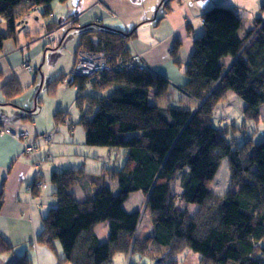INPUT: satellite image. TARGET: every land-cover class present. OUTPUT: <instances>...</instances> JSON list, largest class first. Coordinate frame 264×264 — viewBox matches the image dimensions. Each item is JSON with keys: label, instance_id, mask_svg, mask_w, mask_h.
Returning <instances> with one entry per match:
<instances>
[{"label": "trees", "instance_id": "1", "mask_svg": "<svg viewBox=\"0 0 264 264\" xmlns=\"http://www.w3.org/2000/svg\"><path fill=\"white\" fill-rule=\"evenodd\" d=\"M53 1L1 0L0 19L5 20L6 29L0 31V52L7 39L18 41L20 20L24 24L34 7L42 15L51 13ZM260 9L264 11V3ZM239 12L218 3L204 10L203 29L194 37L181 84L171 83V77L153 69L144 56L146 63L137 68L104 70L99 78L76 71L69 74L66 83L77 92L75 103L85 143L122 145L128 164L110 173L118 181L117 191L105 181L106 175L86 176L73 168L53 170L58 203L42 217V230L31 244L55 249L59 241L63 256L57 264H112L118 252L131 254L130 258L134 253L145 255L151 264H180L178 254L184 251L199 254L202 264H264V139L255 143L249 138L233 146L212 123L215 107L226 103L230 90L247 103L246 119L261 117L264 16L261 12L252 18V26H246L247 13ZM161 17H155L156 21ZM73 26L81 29L75 58L90 52L119 66L123 55L141 52L130 42L136 29L127 32L107 26L101 19L81 25L75 21ZM179 45L177 39L171 47L177 62ZM232 47L237 52L229 64ZM238 64L245 69L243 75L236 71ZM65 78L62 74L51 79L50 92ZM1 89L3 103H12L22 92L15 78ZM51 138L53 142L55 134ZM223 158L230 163V187L221 194L207 192L191 213L189 206L196 192L215 176ZM174 179L179 183L176 188ZM74 183L84 186V199L69 190ZM132 192L143 193V208L123 207ZM2 205L0 198V210ZM145 216L147 232L142 230ZM104 220L109 236L101 242L95 227ZM0 252H13L1 234ZM31 262L24 254L12 264Z\"/></svg>", "mask_w": 264, "mask_h": 264}, {"label": "rangeland", "instance_id": "2", "mask_svg": "<svg viewBox=\"0 0 264 264\" xmlns=\"http://www.w3.org/2000/svg\"><path fill=\"white\" fill-rule=\"evenodd\" d=\"M1 1V0H0ZM80 0H65L61 2L59 0H54L51 4L52 12L49 14L42 15L38 9L34 7L25 19V27L21 28L23 21L20 20L18 22V41L15 42L13 39H7L4 45V50H10V57L13 65H18V61L20 57L25 58L30 56L31 61L37 57L40 53L45 52V56H40V61L44 59L42 62L41 70L38 68L41 73L38 74V78L36 84L31 88H22V92L18 94V101L22 103H26L32 105L31 109H36L35 113L39 115L37 117L38 126L41 128L46 127V132L41 134V139L46 145V148H51L52 138L55 134L54 147L50 151L48 157H46L45 167L50 165L52 161L54 162V168L57 170L63 171L64 169H81L86 176H102L106 175L105 181L109 183L113 191H117L118 189V181L115 177H113L110 173L112 170L125 167L128 164V157L125 154V148L122 145H118L115 147H108L102 145H89L85 143V129L84 125L79 122L80 112L79 108L75 103L76 100V89L74 86L67 84V77L73 71H75V64L77 63L74 55L73 68L70 69L67 73L61 72L66 75L64 81H59L52 92H50V81L54 76L51 74V70L53 73L55 70L53 69L50 61V53L47 48H57L61 47L63 42L64 46L68 45L66 40L70 30L72 29L70 24H65V21L60 23L61 21H54L60 16L69 17L70 19L73 17L69 14H81L80 15V23H88L98 18L99 9H97V5L95 8H89L92 4H94V0H86L87 5L82 4L80 8V4H78ZM96 3L103 5L105 0H95ZM139 1V0H134ZM161 1V0H159ZM167 2L165 7L161 6V10L158 11L157 18L160 17L161 12H165L164 17L171 18V23L173 26H178L184 16H188L190 19V24L193 26L197 32H201L203 29V23L201 18V11L210 4H213L212 0H165L164 3ZM148 5V4H147ZM169 5V7H168ZM104 6V5H103ZM226 6V5H225ZM145 8V7H144ZM261 8V7H260ZM259 8L258 14H263L264 11H261ZM112 11V9H110ZM240 10V14H246L243 9L238 8ZM80 12V13H79ZM116 13V12H115ZM98 16V17H97ZM244 17V16H243ZM249 17V18H248ZM244 18V21L248 26L253 25V20L250 19V15ZM100 18V17H99ZM253 18V17H251ZM264 18V17H263ZM251 20V21H250ZM158 21V20H157ZM5 20L0 19V31H4L6 29ZM23 24V25H24ZM65 24V26H62ZM150 21L143 22L141 24V32L145 33V37L148 36V41H156L160 39L159 37H163L165 33V28L163 27V23H160L158 26H154ZM189 24V23H188ZM187 24V25H188ZM183 25V24H182ZM190 25V29H191ZM165 26V25H164ZM61 27L69 28L67 31L66 28L60 29ZM74 27V26H73ZM59 29V31H58ZM183 32V29H180L176 32L178 36L179 33ZM81 33V31H80ZM183 34V33H182ZM53 35V40L51 38ZM129 41V40H128ZM190 42V41H189ZM46 43V44H45ZM174 44V43H173ZM190 49H193V46L190 43L187 44ZM45 47V49H44ZM185 44L179 45L176 48L175 55L178 58V62L175 61L174 54L171 51L170 47L165 51V53L161 54L156 66L161 68L164 66L162 70L166 71L169 75L171 83H175L181 80V77L184 75L185 63L189 58V50H187ZM82 51V50H81ZM237 50L232 49L229 57V64L235 61ZM132 56V53L128 55H123L122 57L125 59ZM144 54L141 52L135 53L134 58L139 60L140 63H146L143 59ZM45 57L47 61H45ZM43 58V59H42ZM20 59V62H22ZM32 63V62H31ZM39 63V62H35ZM32 66H34V64ZM46 64L50 67L46 70ZM26 67H30L29 62L25 63ZM37 67V66H36ZM137 68V67H136ZM237 68L241 69L239 64ZM51 69V70H50ZM100 73V70H96L94 74ZM57 75V76H59ZM243 75V74H242ZM56 76V77H57ZM12 79V78H11ZM172 93V92H171ZM38 97L39 101L37 102ZM226 103L220 102L214 109V114L212 117V123L214 126L220 128L224 133L225 137L235 145H240L245 140L251 138L253 142L258 143L259 141L264 139V103L260 106L261 117L259 119L251 118L246 119L245 114L243 115V111L247 107V103L241 99L234 90H230L226 94ZM195 105V104H194ZM192 105V106H194ZM62 111H61V110ZM58 111V115L56 116V112ZM65 115L63 120H60V117ZM30 116V115H29ZM25 119H32L31 116ZM24 119V120H25ZM10 126L8 124H0V133L10 135L18 140L21 144V153L28 154L33 153L38 148L37 143L33 138L30 137L29 131L25 127H16V129L24 128L25 131L21 132V134L16 135L13 134L9 130ZM49 131V132H48ZM48 134L51 136L47 139ZM131 133H129L130 135ZM128 135V136H129ZM54 140V139H53ZM32 143V144H30ZM41 160V159H40ZM38 166L42 162L37 160ZM43 166V165H42ZM41 166V167H42ZM40 167V168H41ZM230 163L227 158H223L220 162V166L215 176L209 180L208 182L202 184L198 191L196 192L195 199L189 206V210L191 213L197 210V207L200 205L202 199L206 195L207 192L211 194H221L226 189H228L231 185L230 180ZM91 180V179H90ZM49 181V180H48ZM54 184V183H53ZM96 185V183L94 182ZM43 180L39 177H35L33 183H31L28 187L30 191H33L35 187L42 186ZM51 182L49 183V186ZM173 188L179 186L178 180L174 179L172 181ZM55 188V186H54ZM69 190L72 191L79 199H84L86 197V191L83 185L80 183H74L69 187ZM57 198V197H56ZM144 196L141 192H132L128 195L123 203V207L125 209H135V208H143ZM57 201V200H56ZM58 202H55L57 205ZM50 206L48 207V209ZM48 211V210H47ZM147 216L144 217L143 223L147 221ZM103 222L101 221L96 224L97 233L100 237L103 235L100 234L101 227L103 226ZM108 224V221H107ZM96 229V227H95ZM42 230V228H41ZM39 247L42 248L40 251V258H37V251ZM20 252H28L30 259L32 262L30 264H57L59 257L63 256V249L59 241L55 242V249L49 247L48 245H38L37 248L31 246V243L28 241H24L20 243L17 248H14ZM44 250V251H43ZM45 250L49 252V255L45 253ZM55 258H49L50 254ZM14 252H0V264H9L13 258H2L4 255H13ZM122 254V253H120ZM130 255V256H129ZM139 254L134 253L132 258L131 254L123 256V258H113L112 264H134L139 263ZM180 256V254H178ZM121 256V255H120ZM148 258V257H147ZM147 258H143L145 261ZM69 264V263H66Z\"/></svg>", "mask_w": 264, "mask_h": 264}, {"label": "crops", "instance_id": "3", "mask_svg": "<svg viewBox=\"0 0 264 264\" xmlns=\"http://www.w3.org/2000/svg\"><path fill=\"white\" fill-rule=\"evenodd\" d=\"M161 1L105 0L103 6L96 3L94 0V4L89 6V8H95L97 5V9H99L98 16L100 18L97 16L98 18L96 19H101L107 26L126 31L136 29V35L133 36V39L130 42L133 43L137 50L144 54V57L147 59L153 69L166 72L162 70L165 68L164 66L161 68L156 66L161 54L165 53L169 47L171 52V47L177 39H179L182 44H185L186 48H188L187 50H189V53H191L192 49H190L187 44L191 42L193 46L194 37L199 34V32L193 29V26L190 24V19L187 15L183 17L182 22L176 27L171 23V18H163L165 12H161V19L156 21L155 17H157L158 11L161 10ZM212 2H214L213 4L218 3L235 7L237 10L238 8L243 9L245 13H247L246 17H248V15L254 17L257 15L259 8L264 3V0H212ZM78 4H80L81 8L82 4L87 5V1L80 0ZM211 5L212 4H210L209 7ZM204 6L205 8L202 9L201 15L204 10L208 8V6ZM110 9H112V11ZM69 15H72L73 17L66 21L65 24H71L75 21H80L81 14ZM251 17L250 19H252ZM63 19H65V17L60 16L54 21H61ZM146 21L155 23L153 24L154 26H158L160 23H163V27L165 28L163 37H159L160 39H157L153 42L148 41V36L145 37V33L141 32V24ZM65 24L62 26H65ZM79 24L81 25L86 23L79 22ZM246 26H248V24H246ZM64 28L69 31V28L67 27H61L60 29ZM71 28L72 29L66 38L68 42L66 47L64 46L63 42L61 47L47 48L50 53L51 65L55 70L53 73V70L50 69L51 74L54 75L52 77L54 78L61 72L67 73L73 67L74 52L81 29L75 26ZM180 29H183V32L179 33L177 36L176 32ZM51 38L55 40L53 35H51ZM234 48L235 47L231 48L230 53ZM11 49L12 46L10 47V50ZM10 50H3L0 52V124H8L12 129L16 127H25L29 131L30 137L33 138L38 145V148L33 153L23 154L21 153V144L18 140L10 135L0 133V198L3 199V205L0 210V234L13 246L14 252L13 255H4L2 258H13V260L9 262V264H12L21 255L26 254L28 257H30L28 252L26 253V250L25 252L22 251L17 253L18 251L16 249L14 251V248H17V246L24 241L29 240V243L33 242L35 236L41 231V228L43 227L42 217L46 214L48 207H51L55 204V202H57V198L54 193L55 185L51 180L52 172L55 170L53 169L54 162L52 161L50 165L45 167L46 157L49 156L52 147H54L53 143L55 139L50 145L51 148H46L45 143L40 138L41 134L46 132V127L43 129L38 126L36 116L39 114L35 113L38 107H36V109H31L30 107L32 105L18 101L19 96L14 98L12 103H3L4 95L1 89L2 86L11 78L17 79L22 88H31L33 85H35L38 74L41 73L40 70L42 62H44L43 58V60L40 61V56H45V52L43 51V53H39L32 61L30 56L23 59L20 57L22 62H20L19 59L18 65H13L11 61L12 59L10 57ZM45 61H47L46 57ZM28 62L30 64L29 68L25 65V63ZM35 62L39 63L37 64ZM33 63H35L34 66H32ZM239 66L241 69H244L243 66ZM49 67L50 66L46 64L45 69L48 70ZM38 68H40V70ZM236 71L240 75L245 73L243 70L238 68ZM183 82L184 77L182 76L181 80L175 83L181 84ZM28 114H30L32 119L24 120L23 117ZM37 160L42 162L40 166L36 165L38 163ZM36 176L43 180V185L35 187L33 191H30L28 187L31 183H33ZM50 182L51 185L49 186ZM144 224L145 225L142 230L145 232L149 231L148 222H145ZM99 230L103 237L98 235L96 226V233L100 241L105 242L109 236V229L106 220H104L103 226ZM31 246L37 248V244L35 243L31 244ZM41 250V247L36 249L37 258H40ZM45 253L49 255V252L46 250ZM120 253L122 252L116 253L114 258H123V256H126L124 253ZM50 255L51 256H49V258H55L52 253ZM138 256L141 259H139V263L134 264H142V261H145L143 258H147L142 254H139ZM178 258H181L180 264H202L200 262V255L193 251H184L180 253ZM148 260L146 264H151Z\"/></svg>", "mask_w": 264, "mask_h": 264}, {"label": "built area", "instance_id": "4", "mask_svg": "<svg viewBox=\"0 0 264 264\" xmlns=\"http://www.w3.org/2000/svg\"><path fill=\"white\" fill-rule=\"evenodd\" d=\"M102 1V0H100ZM137 53V52H135ZM135 53H132V56L129 58H125L124 61L120 62L119 66H118V62L115 65L112 64H108L105 61H103V59L99 58L101 57L100 55H96V54H92L90 52H81L78 56H77V63L75 64V71L78 72L79 74L82 75H88L91 76L93 78H99L100 74L102 71L104 70H112V69H121L123 66L124 68H136L138 66H140V64H142V62L140 63L139 60H136L134 58ZM96 70H100V73L98 74H94L96 72ZM9 130L16 135L21 134V132L25 131L24 128H19V129H12L9 128ZM51 136L48 134L47 139L50 138ZM32 144V143H30Z\"/></svg>", "mask_w": 264, "mask_h": 264}, {"label": "bare ground", "instance_id": "5", "mask_svg": "<svg viewBox=\"0 0 264 264\" xmlns=\"http://www.w3.org/2000/svg\"><path fill=\"white\" fill-rule=\"evenodd\" d=\"M127 32H129V31H127Z\"/></svg>", "mask_w": 264, "mask_h": 264}]
</instances>
